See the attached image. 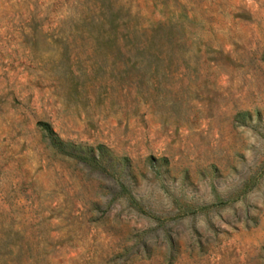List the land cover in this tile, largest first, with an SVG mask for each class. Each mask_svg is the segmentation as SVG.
Returning <instances> with one entry per match:
<instances>
[{"label": "rangeland", "instance_id": "374dc122", "mask_svg": "<svg viewBox=\"0 0 264 264\" xmlns=\"http://www.w3.org/2000/svg\"><path fill=\"white\" fill-rule=\"evenodd\" d=\"M0 264H264V0H0Z\"/></svg>", "mask_w": 264, "mask_h": 264}, {"label": "trees", "instance_id": "16d2710c", "mask_svg": "<svg viewBox=\"0 0 264 264\" xmlns=\"http://www.w3.org/2000/svg\"><path fill=\"white\" fill-rule=\"evenodd\" d=\"M47 127H48L50 137L52 139V142L55 145L59 146L60 148L65 149V142L63 140L59 139L58 136L54 133V131L49 126H47Z\"/></svg>", "mask_w": 264, "mask_h": 264}]
</instances>
